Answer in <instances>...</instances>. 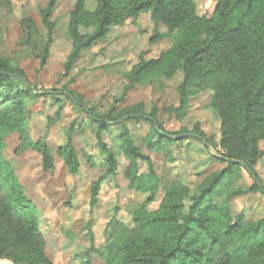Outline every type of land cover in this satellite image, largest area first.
I'll list each match as a JSON object with an SVG mask.
<instances>
[{
    "label": "trees",
    "instance_id": "16d2710c",
    "mask_svg": "<svg viewBox=\"0 0 264 264\" xmlns=\"http://www.w3.org/2000/svg\"><path fill=\"white\" fill-rule=\"evenodd\" d=\"M58 1L49 0L41 12L50 39ZM89 1L96 5L93 10L88 7ZM146 12L151 13L156 26L168 30L154 39L162 40L178 32L179 35L158 59L143 61L134 68L132 84L146 85L162 77L171 79L181 71L184 81L176 109L180 118L188 113L193 96L210 90V105L221 121L223 151L210 157L226 167L208 174L194 191L183 181L175 180L164 190L158 209L150 211L149 205L156 201L162 181L151 158L137 146L128 124L148 122L151 132L144 143L149 150L158 152L189 138L205 142L203 133L166 132L155 113L146 114L140 109L102 115L71 93L69 99L78 111L96 125L100 151L105 156L106 170L93 183L92 205H96L106 178L118 171L119 156L103 141V135L114 129L120 132V150L128 161L129 187L149 195L144 203L129 207L130 226L113 222L105 251L100 252L104 263L264 264V218L247 222L243 215H235L231 207L236 198L248 194L264 196V185L256 171L257 163L264 157L260 149V142L264 141V0H218L210 17L198 14L195 0H79L69 24L73 48L65 66L67 73L83 50L104 38L112 26ZM81 26L94 31L83 35ZM33 94L24 73L0 55V150L7 137L24 130L26 100ZM205 148L208 150L207 144ZM43 153L46 157L45 149ZM66 162L72 172L77 170L72 148L66 150ZM140 162L148 164V172H141ZM0 168L8 169L5 164ZM244 171L253 180L248 188L239 185ZM15 179L18 178L11 174L0 178V194L6 200L0 216L11 222L10 229H0V259H10L13 264H52L41 250L36 212ZM13 220L18 223L13 225ZM218 252L221 258L216 261L213 256ZM81 264L90 262L84 260Z\"/></svg>",
    "mask_w": 264,
    "mask_h": 264
},
{
    "label": "rangeland",
    "instance_id": "374dc122",
    "mask_svg": "<svg viewBox=\"0 0 264 264\" xmlns=\"http://www.w3.org/2000/svg\"><path fill=\"white\" fill-rule=\"evenodd\" d=\"M78 1H58L50 39L41 13L49 0H0V55L24 73L34 93L26 100L24 130L7 137L5 147L0 150V165L8 167L7 171L0 168V178L5 179V174L18 178L15 182H20L36 212L37 232L43 242L41 250L52 264H81L84 260L105 264L100 252L105 251L113 222L130 226L129 207L144 203L149 195L129 187L128 161L120 150V132L114 129L103 135V141L118 154V171L106 178L96 205H92L93 183L106 170L105 156L100 151L96 125L78 111L69 99L71 93L102 115L140 109L146 114L155 113L166 132L203 133L205 142L189 138L158 152L149 150L144 143L151 132L148 122L128 124L137 146L151 158L162 181L156 201L149 205L150 211L158 209L166 189L175 180L183 181L194 191L208 174L223 170L226 164L210 157L223 153L221 121L210 105V90L193 96L188 113L180 118L176 109L180 106V87L184 81L181 71L171 79L162 77L146 85L132 84L134 68L143 61L158 59L179 35L178 32L162 40L154 39L168 30L156 26L150 12L112 26L104 38L83 50L67 73L65 66L73 48L69 24ZM195 1L198 14L207 17L212 16L218 3V0ZM95 6L93 1L88 2L90 10ZM79 30L83 35L94 31L84 26ZM70 148L78 164L75 172L66 162V150ZM260 149L264 152V141L260 142ZM140 168L142 173L148 172L147 163L140 162ZM256 171L264 185V157L257 163ZM252 184V178L244 171L239 185L248 188ZM4 203V194H0V212ZM231 207L235 215H243L247 222L264 218L261 194L236 198ZM17 223L13 220L12 224ZM10 226L11 222L0 216V229L5 232ZM220 254L213 256L216 261L220 260ZM0 264L13 261L0 259Z\"/></svg>",
    "mask_w": 264,
    "mask_h": 264
}]
</instances>
